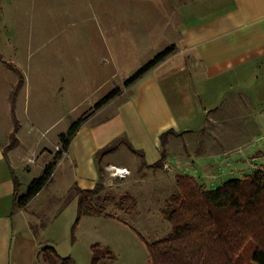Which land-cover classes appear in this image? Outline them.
I'll list each match as a JSON object with an SVG mask.
<instances>
[{"label": "crops", "instance_id": "1", "mask_svg": "<svg viewBox=\"0 0 264 264\" xmlns=\"http://www.w3.org/2000/svg\"><path fill=\"white\" fill-rule=\"evenodd\" d=\"M170 13L177 16L172 23L175 52L101 109L92 110L47 187L58 170L67 177L65 193L75 186L81 190L107 186L101 182L99 169L115 171L121 179L131 174L130 159L115 161L116 157H137L140 168L147 169L159 161L163 150L166 164L162 170L174 169L169 161L173 153L193 169L202 162L207 175L204 182H218L227 140H239L227 135L225 123L232 120L227 121L220 111H237L232 117L238 123L231 124H242L245 129L235 135L246 133L252 125V114L245 113L239 98L243 92L225 89L223 80L248 78V72L264 60V0H180ZM2 56L0 63L7 72H0V79H8V85L5 82L7 89L0 93L5 99L4 107L0 102V264H44L37 241L43 237L50 242L46 237L58 235L63 212L52 215L50 227L34 231L29 208L47 187L23 208L17 207L15 188L18 183L19 195L25 194L31 182L27 174L37 165L41 175L55 156L53 149L66 131L57 130L63 117L55 116L53 106H59L60 99L65 102L64 88L52 74L54 83L48 88L32 87L20 63ZM13 68L24 77L14 99L10 94L19 74ZM227 91L232 96L225 100ZM54 99L57 104L51 103ZM52 131L54 148L44 143L50 141L47 137ZM166 133L163 146L161 136ZM118 140L122 142L97 160L98 152ZM52 242L49 245L57 250Z\"/></svg>", "mask_w": 264, "mask_h": 264}, {"label": "rangeland", "instance_id": "2", "mask_svg": "<svg viewBox=\"0 0 264 264\" xmlns=\"http://www.w3.org/2000/svg\"><path fill=\"white\" fill-rule=\"evenodd\" d=\"M179 2L2 0L0 54L13 63L15 60L20 63L32 87L45 88L46 85L48 88L49 83H54L52 77H57L55 81L64 88L65 96V102L60 99L59 106H53L56 108L55 116L63 117L57 130L67 132L79 118L92 112L95 103L115 89L123 91L127 79L155 55L171 46L175 37L172 23L177 21V16L170 12ZM3 71L7 72L4 64L0 63V72ZM248 73V78L223 80L227 82L225 89L243 92L239 98L243 109H246L245 113L252 114V125L246 133L235 135L245 129L242 124H231L238 123L232 117L237 111H220L227 115V121L232 120L225 123V129L229 132L227 135L231 139L238 137L239 140H227L225 158L221 162V173L217 175L216 184L204 182L207 175L202 162V166L198 162L193 169L186 166V161L177 160L172 153L169 161L174 169L171 172L154 171L140 168L137 157L123 154L114 160L129 158L131 174L121 179L115 175V171H103L102 182L107 186L99 188L98 194L114 202L129 193L137 203L135 212L119 211L109 203L107 211L119 218L104 214L85 215L76 223L77 200L73 199L71 204L64 203L69 192L65 193L67 177L62 170H58L51 186L29 208L33 215L34 231L40 229L41 232L42 227H50L53 214L62 211L64 216V222L58 225L56 231L58 235L46 237L50 242L39 238V250L51 244L52 239L58 254L62 259L68 258L69 264H91L92 246L100 244L110 254H106L99 264H149L147 245L171 231L161 210L165 207L166 199L178 191L175 181L177 175H193L205 189L210 190L225 181L241 179L244 174L264 167V60L259 61L255 69ZM50 74L52 77H49ZM251 74H254L252 78ZM5 82L8 85V79H0V93L4 88L7 89ZM231 96L227 91L224 99L228 100ZM55 99L51 103L57 104ZM0 102H4V107L5 99L1 95ZM44 106L45 102L41 107ZM54 133H48L50 141L44 142L46 146L54 148L56 145L53 142ZM60 150L59 144L52 154L56 155ZM36 166L27 174L29 181L40 176L39 167ZM71 196L72 192L69 193ZM251 254L252 244H248L243 264H251Z\"/></svg>", "mask_w": 264, "mask_h": 264}, {"label": "trees", "instance_id": "3", "mask_svg": "<svg viewBox=\"0 0 264 264\" xmlns=\"http://www.w3.org/2000/svg\"><path fill=\"white\" fill-rule=\"evenodd\" d=\"M1 2L2 0L0 33ZM175 50L176 47L171 45L159 52L125 81L124 88L135 84ZM13 70L19 74V80L12 92V99L24 82L23 75L15 68ZM121 93L120 88L111 91L95 103L93 111L101 109ZM88 116L79 118L67 132L60 135L61 150L44 168L42 174L30 182L25 194L19 195L20 185L16 183L18 208L25 207L49 185L56 165L68 151ZM167 136L168 133L161 136L163 146ZM121 142L122 140H118L110 148L98 152L97 160ZM165 164L166 152L163 150L159 161L147 168L162 170ZM99 175L102 178V169H99ZM175 181L178 191L166 199L165 207L161 210L163 218L171 226V231L165 237L147 245L149 264H243L248 244H252L251 264H264V169L257 168L241 179H230L210 190L204 189L189 175L179 174ZM99 188L104 187L99 185L93 190H81L75 186L66 194L64 203L69 204L73 199H77L76 223L85 215L104 214L107 217L119 218L107 211L109 203L117 210L128 213L137 209V203L129 193L113 202V199L107 196H99ZM71 192L73 196L69 197ZM102 248L100 244L92 246L91 264H99L106 254H110L107 249ZM40 257L44 264L70 263L68 258L62 259L51 245L41 249Z\"/></svg>", "mask_w": 264, "mask_h": 264}]
</instances>
